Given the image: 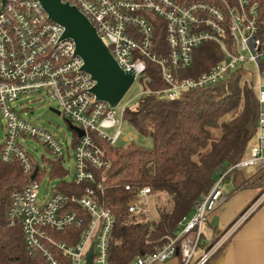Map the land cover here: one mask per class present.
Wrapping results in <instances>:
<instances>
[{"label":"built area","instance_id":"1","mask_svg":"<svg viewBox=\"0 0 264 264\" xmlns=\"http://www.w3.org/2000/svg\"><path fill=\"white\" fill-rule=\"evenodd\" d=\"M63 1L76 5L90 19L120 66L135 72V82L139 81L142 93H157L160 98L175 100L184 91L224 79L230 70L245 65L246 61L259 69L264 60L257 0ZM156 28H163L165 52L157 46ZM64 31V26L49 17L39 0H0V114L5 126L0 159L18 161L31 177L27 185L12 193L10 225L22 226L30 253L43 257L48 264H62L61 257L70 259L71 264H86L92 242L93 264H117L110 259L115 216L98 196L103 185L97 181L96 173L110 166L98 140L117 145L124 135L125 107L119 110L120 103L112 106L97 99L92 92L96 81L83 69L84 60L76 53V42L64 37ZM209 41L222 47L225 58L197 77H177L176 70L192 66L193 50ZM147 61L159 65L165 88L154 91L148 87ZM258 75L260 80L264 73L259 71ZM34 92L47 94L58 107L54 109L64 114L68 123L85 131L79 135L74 130L71 154L52 131L18 112L15 103L20 96ZM258 97V131L249 155L218 177L210 192L196 202L191 215L179 222L176 236L165 235L161 247L135 256L130 264L166 262L178 255L179 242L180 264H208L253 213L255 207L216 240L206 239V222L230 198L223 188L226 173L235 168L253 176L264 170V83L261 81ZM114 128L115 132L110 133ZM29 139L44 144L54 158L51 161L42 155L46 170L42 171L40 162L26 149ZM130 139L132 136L127 135L126 140ZM66 156L74 160L72 180L61 163ZM58 163L67 171L63 176L52 175ZM47 170L59 180L53 188H43L40 172ZM61 182L84 185L85 189L81 195L66 192L61 189ZM155 200L151 187L143 186L128 203V211L146 214L152 224L156 218ZM263 200L264 193L260 203ZM73 229H80L79 234L71 232ZM65 231L64 238L57 236ZM198 249L202 252L195 259Z\"/></svg>","mask_w":264,"mask_h":264},{"label":"trees","instance_id":"2","mask_svg":"<svg viewBox=\"0 0 264 264\" xmlns=\"http://www.w3.org/2000/svg\"><path fill=\"white\" fill-rule=\"evenodd\" d=\"M257 1L259 36L264 40V0ZM155 30L157 46L165 52L163 28ZM193 55L192 66L176 70L177 77H197L222 61L226 53L218 43L209 41L195 48ZM258 70L264 73V60ZM259 71L256 73L240 64L224 79L184 91L175 100L160 98L157 93H142L136 106L125 107L124 120L139 135L151 138L150 146L135 141L111 146L98 140L110 162L108 168L96 173V178L103 185V192L99 190L98 196L115 216L110 247L112 262L130 264L135 256L161 247L165 235L176 236L179 222L192 213L196 202L210 192L218 177L249 155L258 131ZM147 75L150 89L157 91L166 87L159 65L147 61ZM1 147L0 142V150ZM56 166L52 175H65L67 171L59 163ZM230 177L234 185L230 197L244 189L264 190V170L248 176L234 168L224 179ZM30 181V174L24 172L18 161L0 159V264H48L43 257L30 253L22 226L10 225L8 211L12 193ZM143 186L151 187L157 201L152 224L146 214H131L127 208ZM60 187L79 195L85 189L84 185L71 182H61ZM71 232L79 234L80 229ZM65 235L66 231L57 236L64 238ZM179 246L180 242L178 255ZM61 260L62 264H71L68 258L61 257Z\"/></svg>","mask_w":264,"mask_h":264},{"label":"water","instance_id":"3","mask_svg":"<svg viewBox=\"0 0 264 264\" xmlns=\"http://www.w3.org/2000/svg\"><path fill=\"white\" fill-rule=\"evenodd\" d=\"M49 17L65 28L64 37L76 42V53L83 60V69L96 81L92 92L97 99L109 102L112 106L121 103L135 83L133 70L124 69L112 55L109 47L99 35L90 19L76 5L63 0H39ZM228 61V59H227ZM54 112H60L51 108ZM70 128L83 135L85 131L72 123ZM35 177V173L32 178ZM214 224L218 219L214 218ZM94 242L86 255V264H93Z\"/></svg>","mask_w":264,"mask_h":264},{"label":"rangeland","instance_id":"4","mask_svg":"<svg viewBox=\"0 0 264 264\" xmlns=\"http://www.w3.org/2000/svg\"><path fill=\"white\" fill-rule=\"evenodd\" d=\"M245 66L250 70L255 71L256 73L258 72V69L253 62L246 61ZM262 79L264 81V75ZM257 84L259 86V78H257ZM142 89L143 88L139 84V81L135 82L133 86L130 88V90L127 92L125 97L122 99L121 103L119 104L120 105L119 110H121L123 107L126 106L130 108L136 106L137 102L141 98ZM15 106L17 107L18 112L23 117L29 119L30 121L36 124H40L48 128L58 138H60L61 141H63L67 145L69 153L72 151L71 144L73 138L75 137V131L70 128L69 123L67 122V117L64 114H58L53 110H51V108L58 109V107L55 104V102H53L49 98L47 94H45L44 92L22 94L19 100L15 103ZM4 128L5 126L0 114V142H2L4 138V131H5ZM122 128L124 131V135L118 141L117 145H123L131 141H135L137 143L144 144L147 146H150L152 144L151 138L139 135V133L136 130H134L131 126H129L126 122H124ZM115 130L116 128L110 129L109 132L113 134ZM127 135L132 136V139L126 140ZM26 149L28 150V152H30L33 155L36 161L40 162L42 171L46 170L42 161V155H45L51 161H54V158L51 156L49 150L42 143L29 139L26 142ZM61 160H60L61 163L64 164L65 168L69 172L68 179L72 180L75 173L73 158L71 156H66ZM40 173L42 175L43 188L47 186L53 188L57 183H59V180L50 176L49 170H47V173L46 172L44 173L40 172ZM223 188L228 192H231L233 190L234 185L231 177L224 181ZM261 192L263 193L264 190H261ZM40 193H43V189L40 191ZM212 230L213 229L208 224L207 226L205 225V232H207V234L210 237L212 236ZM201 252H202L201 249H198L197 253L195 254V259L199 256Z\"/></svg>","mask_w":264,"mask_h":264},{"label":"crops","instance_id":"5","mask_svg":"<svg viewBox=\"0 0 264 264\" xmlns=\"http://www.w3.org/2000/svg\"><path fill=\"white\" fill-rule=\"evenodd\" d=\"M262 77L259 81L264 83ZM263 193L260 188H249L237 192L206 222L205 225L208 224L213 229L211 237L206 232V239L212 242L236 224L247 210L251 207L256 208L210 264H264V200L260 203ZM215 217L218 219L216 225ZM180 262L181 259L177 255L166 262L156 264H180Z\"/></svg>","mask_w":264,"mask_h":264}]
</instances>
